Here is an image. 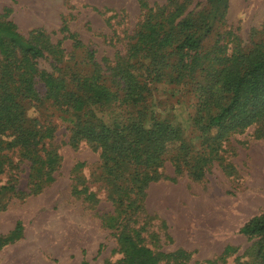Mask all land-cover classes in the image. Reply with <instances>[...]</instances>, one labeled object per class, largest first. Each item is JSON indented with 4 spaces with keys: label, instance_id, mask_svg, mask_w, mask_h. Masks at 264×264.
I'll list each match as a JSON object with an SVG mask.
<instances>
[{
    "label": "rangeland",
    "instance_id": "1",
    "mask_svg": "<svg viewBox=\"0 0 264 264\" xmlns=\"http://www.w3.org/2000/svg\"><path fill=\"white\" fill-rule=\"evenodd\" d=\"M188 15L198 25L189 32L196 30L201 56L229 58L264 43V0H0V20L46 47L38 68L55 75L96 64L113 77L145 20L173 27ZM207 60L193 66L200 70ZM155 78L141 109H109L102 120L112 129L164 124L179 130L195 153L206 151L202 127L217 108L200 113L194 83ZM38 89L45 94L42 83ZM220 96L230 102L227 92ZM47 104L36 117L51 137L38 147L55 162L37 166L16 148L0 163V187H13L0 194V235L23 227L19 240L0 249V264H117L128 235L160 254L159 264H256L258 238L239 231L264 213V125L229 137L202 172L195 156L184 165L176 162L183 155L168 152L156 172L138 175L132 163L110 171L92 144L71 142L78 117Z\"/></svg>",
    "mask_w": 264,
    "mask_h": 264
},
{
    "label": "trees",
    "instance_id": "2",
    "mask_svg": "<svg viewBox=\"0 0 264 264\" xmlns=\"http://www.w3.org/2000/svg\"><path fill=\"white\" fill-rule=\"evenodd\" d=\"M189 16L173 27H168L169 22L164 20H145L135 35L136 42L110 78L96 64L63 75L40 70L38 61L46 58L49 50L22 36L13 23L0 20V163L10 149L16 148L31 154L37 166L47 167L55 162V158L41 156L44 146L38 147L42 140L51 137L50 129L42 126L36 117L47 103L54 111L78 117L71 128V142L92 144L100 150L110 171L120 164L132 163L138 175L156 172L168 152L183 155V161L176 162L184 165L186 157L195 156L202 172L204 165H200L215 160L229 137L255 124L264 125V43L247 53L234 50L229 58L215 52L201 56L203 47L197 32H189L198 25ZM88 56L93 57V52ZM202 58H208L207 63L196 70L193 65ZM157 73L168 75L174 84L194 83L192 92L200 113L217 108L216 115L202 127V146L208 152L195 153L179 130L164 124L157 123L151 130L135 123L112 129L100 117L99 114L109 109L119 110L124 106L126 110L131 106L141 109L150 96V83L157 79ZM41 83L45 87L44 95L38 89ZM225 92L230 97L227 105L220 96ZM138 112L143 118L141 111ZM145 136L148 139L143 142ZM111 137L115 138L112 142ZM9 189L13 187H0V194ZM239 233L258 238L256 264H264V213L248 221ZM22 234L23 227L17 224L11 233L0 235V249L19 240ZM122 238L123 258L117 264L160 263V254L140 245L130 235Z\"/></svg>",
    "mask_w": 264,
    "mask_h": 264
}]
</instances>
